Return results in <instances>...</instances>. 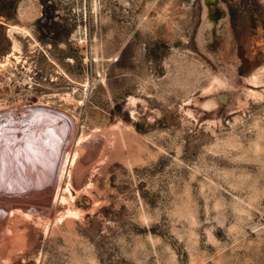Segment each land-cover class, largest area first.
Listing matches in <instances>:
<instances>
[{
    "label": "rangeland",
    "instance_id": "rangeland-1",
    "mask_svg": "<svg viewBox=\"0 0 264 264\" xmlns=\"http://www.w3.org/2000/svg\"><path fill=\"white\" fill-rule=\"evenodd\" d=\"M220 2L213 57L203 0H0V264H264V0Z\"/></svg>",
    "mask_w": 264,
    "mask_h": 264
},
{
    "label": "bare ground",
    "instance_id": "bare-ground-1",
    "mask_svg": "<svg viewBox=\"0 0 264 264\" xmlns=\"http://www.w3.org/2000/svg\"><path fill=\"white\" fill-rule=\"evenodd\" d=\"M205 13H207V8H206V6L204 5V14ZM207 15V14H206ZM204 17L205 18H203V24H202V27H201V30H200V32H199V35H198V38H197V41H198V45H199V47H202V45H203V39L205 38V32H206V36L207 37H211L212 36V27L214 26V25H216L217 26V32H219V33H221L222 35H224V24H225V20L223 19V20H221V22H219L218 24H215V23H213L212 25H210L209 24V22L207 21V19H206V16L204 15ZM220 25H222L223 26V28L222 29H219V26ZM15 31H17V32H20V33H27V30H25L24 28H21V27H19V26H17V25H12V26H10V28H9V33L10 32H15ZM211 35V36H210ZM223 41H224V38H223ZM14 43V42H13ZM14 46V45H13ZM18 45L15 43V46H14V48H13V50L7 55V56H5V58H4V60L2 61V62H0V64H1V66H4V67H6L7 65H10V64H12L13 63V61H12V56H17V57H15V58H17L18 59V53H19V51H20V47H19V49H18V47H17ZM222 46L223 47H225V42H224V45L222 44ZM222 47V48H223ZM219 51V50H218ZM217 55V54H216ZM19 60V59H18ZM227 71V70H226ZM223 78V77H222ZM222 78H221V81H222ZM250 82H252V83H258L257 81H258V76L257 75H255V76H253V77H251L250 79H248ZM216 81V80H215ZM223 81H225V80H223ZM218 82L220 83V81H219V79H218ZM225 82H227V81H225ZM222 83V82H221ZM249 94L250 95H253V93L252 92H249ZM256 96V95H255ZM207 105H209V103H206ZM40 106V105H39ZM34 107V106H33ZM42 108V107H41ZM40 107L39 108H33L32 109V111L35 113V112H40V113H43V114H49V110H47L48 108H42L41 109ZM39 109V110H38ZM31 111V112H32ZM29 112V111H28ZM55 112H57V114L59 115V113H58V111H55ZM61 114L62 115H64L62 112L60 113V116H61ZM68 115V114H67ZM66 119H68L67 117H66ZM42 121H44V118L42 119ZM68 121H70V119H68ZM72 121V124H71V122L70 123H68V128L70 127V133L72 132V130L74 131L75 129H76V125H75V122L73 121V120H71ZM41 123V122H40ZM58 124V123H57ZM60 124V123H59ZM48 125V124H47ZM46 125V126H47ZM57 126V125H56ZM22 127V126H21ZM48 127H51V125L50 126H48ZM40 128V127H39ZM42 128V127H41ZM40 128V129H41ZM60 128H62V129H64V127L63 126H60ZM40 129H39V131H40ZM43 129H45L44 127H43ZM3 131V130H2ZM38 131V130H37ZM38 131V132H39ZM51 132L49 133V135H50V138H51V140H52V142H53V144H52V147H50V152H51V154L52 155H54L53 157H56V159H57V157L59 156L58 155V153H59V149H61V146H60V143H61V139H63V137L62 136H60V134L58 135V132H56L55 131V129L54 130H50ZM69 131V130H68ZM27 132V131H26ZM36 132V131H35ZM42 132V131H41ZM75 132V131H74ZM18 133V132H17ZM71 134H73V133H71ZM35 135V134H34ZM17 136V135H16ZM19 136V135H18ZM21 136V135H20ZM30 136V135H29ZM28 136V137H29ZM48 136V135H47ZM15 137V136H14ZM23 137H25V136H23ZM26 137H27V135H26ZM25 137V138H26ZM35 136H33L32 135V139H35V138H37V135H36V137L34 138ZM73 137V136H72ZM18 138V137H17ZM31 139V140H32ZM43 139V138H42ZM89 138H88V136L87 135H83V136H81V137H79L78 139H76V149H74V150H67V149H65L64 151H63V153H61L62 155L60 156V161H59V166L57 165V168L55 169V170H57L58 169V179H57V185H58V180H59V178L61 179L62 177H63V175H64V173H65V171H66V169H67V167H68V169L69 168H71L75 163H77L76 161H77V158L80 156L79 155V151L77 150L78 149V147L79 146H88V143L90 144L89 145V147H91L92 149H93V147L92 146H94L95 147V145L93 144V143H91L92 141H87ZM11 141V140H10ZM35 141V140H34ZM18 142V141H17ZM16 142V143H17ZM31 142H33V140L31 141ZM30 142V146H32V144L33 143H31ZM44 142V141H43ZM48 142V141H47ZM71 141L69 140V143H70ZM88 142V143H87ZM87 143V144H86ZM95 143V142H94ZM12 144V143H11ZM15 144V143H14ZM51 144V143H50ZM86 144V145H85ZM18 145V144H17ZM34 145H35V143H34ZM43 145V144H42ZM45 145H46V143H45ZM49 145V144H48ZM66 145H67V143H66ZM10 146H12V145H10ZM9 146V147H10ZM22 146V145H21ZM38 145H36V146H32V148H31V151L33 152V155L31 154V153H28V156L30 157H32V156H38V158L43 162V164H44V162L45 163H47L46 162V160H45V157H44V153H43V151L42 150H39V148L37 147ZM20 147V146H19ZM41 147V146H40ZM23 148V147H22ZM65 148V147H64ZM83 148V147H82ZM90 148V149H91ZM2 149V148H1ZM5 149V148H4ZM7 149H8V147H7ZM11 149V148H10ZM79 149H81V148H79ZM85 149H87V148H85ZM92 149H91V151H92ZM6 150V149H5ZM9 150V149H8ZM14 150V149H13ZM21 150V149H20ZM84 150V149H83ZM31 151H29V152H31ZM19 152V151H18ZM22 152V151H21ZM85 152V151H84ZM5 153H7L6 151L4 152V155H5ZM8 153H9V151H8ZM7 153V154H8ZM10 154V153H9ZM19 153H17V155H18ZM39 154L41 155V157L39 156ZM80 154H81V152H80ZM83 155V154H82ZM85 155V154H84ZM8 156V155H7ZM9 156H11V154L9 155ZM47 157V156H46ZM37 159V158H36ZM8 161V159H7V157H6V159H5V163ZM10 161V160H9ZM34 161V160H33ZM21 162V161H20ZM20 162H19V164H20ZM23 162H25V161H23ZM21 163V166L22 165H24V164H26V166L28 165L27 163H29L27 160H26V162L25 163ZM51 162V161H50ZM35 163V162H34ZM7 165V164H6ZM17 165V164H16ZM35 165V168H37L36 167V165L37 164H34ZM44 166V165H43ZM5 167V166H4ZM8 167L9 166H6V168H5V171H7L6 169H8ZM18 167H20V166H18ZM17 166L14 168L15 169V171H14V169H13V172H15V173H17V172H20V169L18 168ZM23 167V166H22ZM16 168H18V169H16ZM30 168H32L33 169V167H30ZM1 169V168H0ZM10 169V168H9ZM23 169H25V172H27L26 171V168H25V166L23 167ZM19 170V171H18ZM22 170V169H21ZM29 170V169H28ZM39 172H41V170H39V169H37ZM1 171V170H0ZM17 171V172H16ZM23 172H24V170H22ZM21 171V173L23 174H21V176L24 178V180H20L19 181V179H23V178H17V182H16V186H17V189H22V190H24V192L25 193H23V194H27V195H29V191H31V187L29 186V180H30V184H32V181L34 180L33 178V180H31V179H29L30 178V176L32 175H30L29 176V178H26L28 181H26L25 182V176H24V173ZM30 171V170H29ZM37 171V172H38ZM50 171V170H49ZM53 171V170H52ZM70 172H71V170L68 172V174H70ZM5 173V172H4ZM29 173V172H28ZM28 173H26L25 175H27ZM36 173V172H35ZM53 173V172H52ZM51 173V174H52ZM7 174H9V170H8V172H7ZM7 174H3V175H5L4 177H6L7 176ZM16 175V174H15ZM14 175V176H15ZM18 175V174H17ZM34 175V174H33ZM41 175V174H40ZM39 175V176H40ZM47 175V174H46ZM49 175V174H48ZM56 175V174H55ZM9 176V175H8ZM13 176V175H12ZM20 176V175H19ZM37 176V175H36ZM43 176V175H42ZM26 177H28V175L26 176ZM34 177V176H33ZM16 178V177H15ZM14 178V179H15ZM39 178H41V177H39ZM49 178H50V176H49ZM56 178V177H55ZM9 180V179H8ZM36 180V179H35ZM41 180V179H40ZM44 180V179H43ZM42 180V181H43ZM13 181V180H12ZM11 182V181H10ZM10 182L8 181V185L10 184ZM14 182V181H13ZM28 182V183H27ZM5 183V182H4ZM1 184V183H0ZM13 184V183H12ZM37 184V183H36ZM35 184V185H36ZM34 185V184H33ZM41 185V184H40ZM56 185V186H57ZM6 186H7V183H6ZM5 186V187H6ZM15 186V185H14ZM33 187V186H32ZM7 188V187H6ZM11 188V187H10ZM57 188H59L58 189V191H57V197L59 196V199H61L62 201L63 200H65V196L63 195V192H66L67 194H71V186H70V184H67L66 185V187L63 189H61V191H63V192H61L60 194H59V191H60V187H57ZM8 189V188H7ZM14 190H16V188L14 189ZM45 190V189H44ZM17 191V190H16ZM19 191V190H18ZM6 192V191H5ZM45 192V191H44ZM33 193V192H32ZM21 194V193H20ZM7 195V194H6ZM15 195V194H14ZM31 195V194H30ZM54 196H55V193H54ZM15 197V196H14ZM17 198V197H16ZM55 198V197H54ZM71 199V198H70ZM73 199V198H72ZM17 200V199H16ZM54 200V199H53ZM67 200V199H66ZM56 201V200H55ZM66 203V202H65ZM4 205L3 204H1L0 203V209H4V207H3ZM26 206V205H25ZM36 207V206H35ZM9 208V207H8ZM25 208V207H24ZM6 209H7V207H6ZM14 209V208H13ZM12 209V210H13ZM38 209V208H37ZM5 210V209H4ZM8 210V212H9V209H7ZM15 210H17L16 208L14 209V211ZM20 212H21V210L20 209H18ZM23 210V209H22ZM6 211V210H5ZM13 211V212H14ZM4 212V211H3ZM7 212V211H6ZM12 212V213H13ZM17 212V211H16ZM30 212V211H29ZM10 214H12L11 213V210H10V212H9ZM9 213H7V214H9ZM73 213V212H72ZM78 213V212H77ZM6 213H4V215H5ZM25 214H27L26 212H25ZM29 214H32L31 212L30 213H28L27 214V216L29 215ZM2 215V214H1ZM4 215L2 216V217H4ZM11 216V215H10ZM1 218V217H0Z\"/></svg>",
    "mask_w": 264,
    "mask_h": 264
},
{
    "label": "water",
    "instance_id": "water-1",
    "mask_svg": "<svg viewBox=\"0 0 264 264\" xmlns=\"http://www.w3.org/2000/svg\"><path fill=\"white\" fill-rule=\"evenodd\" d=\"M203 4L207 8L206 19L210 25H212L213 23L218 24L219 22H221V20H223L226 12L220 0H203ZM212 29L213 30L211 37H207L205 32L203 45L200 48L205 51H209L213 57H216V54H218V50L223 47L222 44L224 42L223 36L217 33V26L214 25Z\"/></svg>",
    "mask_w": 264,
    "mask_h": 264
},
{
    "label": "flooded vegetation",
    "instance_id": "flooded-vegetation-1",
    "mask_svg": "<svg viewBox=\"0 0 264 264\" xmlns=\"http://www.w3.org/2000/svg\"><path fill=\"white\" fill-rule=\"evenodd\" d=\"M223 28V26L221 25V26H219V29H222ZM217 33H219V32H217ZM220 35H222L221 33H219Z\"/></svg>",
    "mask_w": 264,
    "mask_h": 264
}]
</instances>
